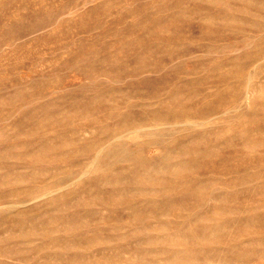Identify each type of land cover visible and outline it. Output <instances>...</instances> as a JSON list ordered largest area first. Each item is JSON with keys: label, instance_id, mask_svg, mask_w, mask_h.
<instances>
[{"label": "rangeland", "instance_id": "374dc122", "mask_svg": "<svg viewBox=\"0 0 264 264\" xmlns=\"http://www.w3.org/2000/svg\"><path fill=\"white\" fill-rule=\"evenodd\" d=\"M0 264H264V0H0Z\"/></svg>", "mask_w": 264, "mask_h": 264}]
</instances>
